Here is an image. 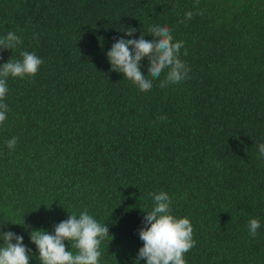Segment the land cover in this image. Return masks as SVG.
I'll use <instances>...</instances> for the list:
<instances>
[{
	"label": "trees",
	"instance_id": "obj_1",
	"mask_svg": "<svg viewBox=\"0 0 264 264\" xmlns=\"http://www.w3.org/2000/svg\"><path fill=\"white\" fill-rule=\"evenodd\" d=\"M152 25L184 41L190 71L160 88L166 69L141 92L106 54L119 38L151 40ZM9 31L23 43L0 65L21 51L43 60L35 77L7 79L0 125V232L23 236L29 264H40L33 229L54 234L85 209L109 228L100 264H136L160 191L192 223L186 264H264V0H0Z\"/></svg>",
	"mask_w": 264,
	"mask_h": 264
},
{
	"label": "clouds",
	"instance_id": "obj_2",
	"mask_svg": "<svg viewBox=\"0 0 264 264\" xmlns=\"http://www.w3.org/2000/svg\"><path fill=\"white\" fill-rule=\"evenodd\" d=\"M198 2L196 0L197 5ZM193 15L192 11L186 12L185 20H190ZM123 31L126 36H132L136 29L128 27ZM148 33L153 37L151 40H145L142 33L139 39H117L106 54L111 70L122 73L141 92L151 90L154 81L166 69L164 78L159 79L160 88L188 78L190 69L180 58L184 41L174 42L172 31L167 25H152ZM22 43L19 35L9 31L0 37V51L10 49L13 52ZM183 54L187 55L186 48ZM20 56V60L8 59L0 65V125L6 121L9 110L4 102L9 90L7 79L35 77L43 64V60L34 52L21 51ZM145 57L149 60L147 75L140 69ZM158 119L166 120L167 117L161 116ZM17 142L18 137L5 141L9 150H15ZM258 151L259 157L264 158V143L258 145ZM149 196L153 200V207L146 212L145 226L139 230L143 246L138 251L136 264L141 259L146 260V264H186L184 256L196 244L190 219L172 214V199L167 192H152ZM14 224L24 225V221ZM260 227L259 219L252 218L248 221V231L253 238ZM108 234V226L99 223L85 209L79 215L69 212L66 220L55 225L54 234L43 229H33L30 240L38 249L40 264H100L101 242ZM0 239L3 240V244H0V264H29L31 249L23 243V236L7 231L0 232ZM65 241L70 243V249L76 251L68 250Z\"/></svg>",
	"mask_w": 264,
	"mask_h": 264
}]
</instances>
